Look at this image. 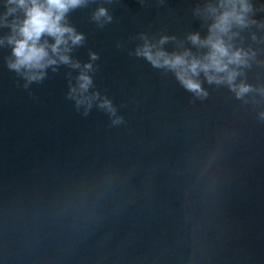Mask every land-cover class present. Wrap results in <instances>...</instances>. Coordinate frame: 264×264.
Here are the masks:
<instances>
[{"label":"water","instance_id":"obj_1","mask_svg":"<svg viewBox=\"0 0 264 264\" xmlns=\"http://www.w3.org/2000/svg\"><path fill=\"white\" fill-rule=\"evenodd\" d=\"M205 2L88 0L69 13L85 36L70 55L93 64L89 94L107 97L119 124L67 98L78 70L25 89L0 48V264H264V97L237 99L201 75L199 98L134 55L141 34L204 51L186 37L206 35L194 12ZM251 2L264 24V0ZM98 7L111 23L92 19ZM234 43L256 52L237 82L264 88V27Z\"/></svg>","mask_w":264,"mask_h":264},{"label":"clouds","instance_id":"obj_2","mask_svg":"<svg viewBox=\"0 0 264 264\" xmlns=\"http://www.w3.org/2000/svg\"><path fill=\"white\" fill-rule=\"evenodd\" d=\"M87 4L88 0H2L0 30L6 31H0V48H10L4 61L24 81L25 89L32 83L42 82L49 70L56 72L61 65L78 70L75 84L69 80L67 98L75 102L77 109L83 107L85 116L95 102L109 114L113 124H119L122 117L116 114L112 102L97 92L89 94L93 64L81 65L70 55L73 48L84 43L85 36L68 22V15ZM194 12L207 22V33L201 37L193 32L186 39L204 51L194 54L189 48H183L169 52L163 45L174 40V36L162 35L153 42L141 34L143 43L134 50V55L143 57L154 68L172 72L187 91L199 98L207 96L199 80L201 75L208 84L226 85L237 99L254 91L264 97V88L255 89L243 80L237 82L244 74L243 69L251 67V62L256 60V52L236 46L235 38L253 25L264 27L253 18L255 9L251 0H206ZM92 19L99 27L112 21L104 7H98ZM251 39H257L254 33ZM97 59L96 53L89 52L90 61ZM259 115L264 118V112Z\"/></svg>","mask_w":264,"mask_h":264}]
</instances>
